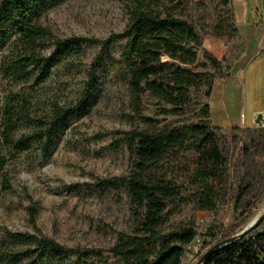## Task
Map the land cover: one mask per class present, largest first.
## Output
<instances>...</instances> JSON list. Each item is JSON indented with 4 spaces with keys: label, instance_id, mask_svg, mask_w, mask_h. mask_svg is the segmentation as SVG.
<instances>
[{
    "label": "trees",
    "instance_id": "obj_1",
    "mask_svg": "<svg viewBox=\"0 0 264 264\" xmlns=\"http://www.w3.org/2000/svg\"><path fill=\"white\" fill-rule=\"evenodd\" d=\"M115 1L125 5L128 24L121 33L101 41L78 36L59 39L52 33L45 18L61 0H0V77L8 85L0 108L6 153L0 156V181L4 189L10 188L8 162L17 161L31 145H38L43 158L48 156L51 137L68 119L86 110L99 87V67L108 51L124 41L120 59L111 62L116 77L127 86L137 124L130 131L114 133L127 150L129 169L125 175L99 180L97 186L103 192L127 194L135 209L131 230L120 233L108 250L68 248L40 232L5 230L0 264H182L199 233L194 224L164 230L172 204L189 198L201 210L215 211L224 196L229 178L225 148L229 141L238 142L239 129L231 130L229 138L214 128L208 101L217 81L230 74L203 48L196 26L184 17L190 0ZM220 2L224 11L218 13L214 29L232 35L231 0ZM86 44H97L100 50L77 98L68 101L64 94L82 75L73 68L83 64ZM53 75L69 80L60 83L59 94L44 93L41 90ZM246 132L248 154L258 147L263 131ZM252 189V183H243L237 191L239 227L264 199L262 188L246 203ZM29 212L34 223L37 210ZM263 225L264 221L243 239L222 246L204 264H264V231L259 232ZM232 234L206 241L200 259Z\"/></svg>",
    "mask_w": 264,
    "mask_h": 264
},
{
    "label": "rangeland",
    "instance_id": "obj_2",
    "mask_svg": "<svg viewBox=\"0 0 264 264\" xmlns=\"http://www.w3.org/2000/svg\"><path fill=\"white\" fill-rule=\"evenodd\" d=\"M189 2L184 17L196 26L203 48L221 61L223 70L230 74L228 79L215 84L208 101L210 107L213 106L212 126L229 138L231 130L239 129L235 132L238 142L229 141L225 148L229 178L217 209L203 211L194 199L177 201L171 206L164 228L170 232L190 224L197 227L199 236L188 247L182 262L197 264L206 241L224 233L235 236L255 217L264 215L263 199L252 216L237 226L241 213L236 209L239 187L243 183L253 184L246 203L264 188V123L249 118L245 96L252 68H257V80L264 68L258 63V59L264 57V0H231L235 23L232 35H221L214 29L218 13L224 11L220 0ZM128 21L125 5L119 1L61 0L45 18V25L59 39L78 36L102 41L121 33ZM124 44L121 41L108 51L105 64L98 70L100 83L91 103L53 134L48 156L43 158L38 145L33 144L17 161L8 162L10 188L4 189L0 181V242L5 239V230L40 232L68 248L108 250L120 233L130 232L135 209L127 194L103 192L97 186L99 180L125 175L129 169L127 150L114 133L130 131L137 124L132 119L127 86L116 77V68L111 62L120 59ZM82 49L83 64L77 63L73 68L74 73L81 71L82 75L72 81L64 94L72 102L100 46L86 44ZM68 80L65 76L53 75L41 91L59 94L60 83ZM7 89V83L0 77V108ZM227 118L231 120L228 123ZM247 129L263 131L258 147L251 148L248 154L244 150L250 143ZM4 151L0 137V156L6 155ZM30 208L37 210L34 223Z\"/></svg>",
    "mask_w": 264,
    "mask_h": 264
},
{
    "label": "crops",
    "instance_id": "obj_3",
    "mask_svg": "<svg viewBox=\"0 0 264 264\" xmlns=\"http://www.w3.org/2000/svg\"><path fill=\"white\" fill-rule=\"evenodd\" d=\"M258 63L260 66L264 65V57L259 58ZM256 71L257 68L253 67L250 72V79L248 82L247 90L248 93L245 96L249 106V118L251 120H254V122L257 121L258 123H264V68L263 73L259 74L260 76L258 80L256 79ZM211 107L213 108L212 105ZM260 113L262 114V116H259ZM230 121V118H227L225 122L228 123Z\"/></svg>",
    "mask_w": 264,
    "mask_h": 264
},
{
    "label": "water",
    "instance_id": "obj_4",
    "mask_svg": "<svg viewBox=\"0 0 264 264\" xmlns=\"http://www.w3.org/2000/svg\"><path fill=\"white\" fill-rule=\"evenodd\" d=\"M264 221V215L261 218H257L253 223L249 224L248 226H246L239 234L232 236L231 238L225 240L224 242L214 246L213 248H211L205 255H203L201 257V259L199 260V262L197 264H204V262L206 261V259L215 251L219 250L222 246H226L229 245L231 243H235L241 239H243L244 237H246L249 233H251L252 231H254L261 222Z\"/></svg>",
    "mask_w": 264,
    "mask_h": 264
},
{
    "label": "bare ground",
    "instance_id": "obj_5",
    "mask_svg": "<svg viewBox=\"0 0 264 264\" xmlns=\"http://www.w3.org/2000/svg\"><path fill=\"white\" fill-rule=\"evenodd\" d=\"M256 219H257V217H255V218L251 221V223H253ZM251 223H250V224H251Z\"/></svg>",
    "mask_w": 264,
    "mask_h": 264
},
{
    "label": "built area",
    "instance_id": "obj_6",
    "mask_svg": "<svg viewBox=\"0 0 264 264\" xmlns=\"http://www.w3.org/2000/svg\"><path fill=\"white\" fill-rule=\"evenodd\" d=\"M263 228H264V226H263Z\"/></svg>",
    "mask_w": 264,
    "mask_h": 264
}]
</instances>
